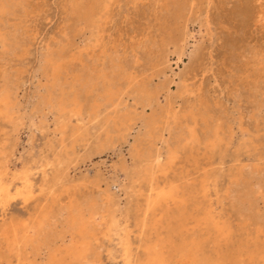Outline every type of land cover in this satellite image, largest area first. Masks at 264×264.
<instances>
[{"label": "rangeland", "instance_id": "1", "mask_svg": "<svg viewBox=\"0 0 264 264\" xmlns=\"http://www.w3.org/2000/svg\"><path fill=\"white\" fill-rule=\"evenodd\" d=\"M22 1L0 6V264H264V0H111L101 32L75 0ZM100 72L113 104L82 87Z\"/></svg>", "mask_w": 264, "mask_h": 264}, {"label": "bare ground", "instance_id": "2", "mask_svg": "<svg viewBox=\"0 0 264 264\" xmlns=\"http://www.w3.org/2000/svg\"><path fill=\"white\" fill-rule=\"evenodd\" d=\"M8 1H11V2H13L14 0H1V4H0V6H6L5 5V3L6 2H8ZM25 0H23L22 2H24ZM111 0H75V2H74V9L75 10H84L85 11V13H84V17H85V20L87 21V22H89L90 23V25H91V27H93L94 29H97V31H99L98 29H100V27H103V26H101V18H102V16L104 15V13H106V11H108V10H106L107 8H108V4H109V2H110ZM178 1V0H177ZM263 1V0H262ZM210 2V1H209ZM156 3L157 4H159L160 2H157L156 1ZM157 4H154L155 6L157 5ZM264 6V5H263ZM24 8V7H23ZM156 8H157V6H156ZM174 9H176V8H174ZM190 9V8H189ZM192 9V8H191ZM165 10V9H164ZM246 10H250L248 7H246ZM155 11H156V9H155ZM209 11V10H208ZM81 12V11H80ZM190 13V12H189ZM177 15H179V14H177ZM80 16V15H79ZM106 16V15H105ZM107 17V16H106ZM177 17V16H176ZM180 17V16H179ZM109 18V17H108ZM178 18V17H177ZM260 18V17H259ZM103 19V18H102ZM200 19V18H199ZM210 19V18H209ZM106 20H107V18H106ZM166 20V19H165ZM204 20V19H203ZM261 20V19H260ZM103 21V20H102ZM208 21H211V20H208ZM262 21V20H261ZM108 22V21H107ZM177 22V21H176ZM264 22V21H263ZM199 23V22H198ZM197 23V24H198ZM205 24H207V23H205ZM256 24V23H255ZM11 25V24H10ZM170 25V24H169ZM105 26V25H104ZM189 27V26H188ZM209 27V26H208ZM18 29V28H17ZM90 29V28H89ZM183 29V28H182ZM91 30V29H90ZM209 29H207V31H208ZM97 31H96V33H97ZM105 31V30H104ZM168 31V30H167ZM186 31V30H185ZM202 31V30H201ZM67 32H68V30H67ZM87 32V31H86ZM99 32H101V31H99ZM98 32V33H99ZM63 33H64V31H63ZM182 33V32H181ZM186 33V32H185ZM92 34V33H91ZM100 34V33H99ZM170 34V33H169ZM187 34V33H186ZM191 34H192V32H191ZM65 35H67L66 33H64V36ZM102 35H104V34H102ZM101 35V36H102ZM193 35V34H192ZM207 35H209V34H207ZM92 36V35H91ZM101 36H100V38H101ZM183 36V35H182ZM67 37V36H66ZM97 37H98V35H97ZM103 37V36H102ZM185 37V36H184ZM59 38V37H58ZM90 38V37H89ZM92 38H94V37H92ZM189 37H187V39H188ZM60 39V38H59ZM179 39V38H178ZM102 40V39H101ZM54 41H56V40H54ZM60 41V40H59ZM96 41V40H95ZM94 41V42H95ZM56 42H58V41H56ZM81 42V41H80ZM83 42V41H82ZM81 42V43H82ZM97 42V41H96ZM144 42V41H143ZM147 42H149V41H147ZM151 42V41H150ZM90 43H91V41H90ZM186 43V42H185ZM54 44H56V43H54ZM58 44V43H57ZM56 44V45H57ZM92 44V43H91ZM91 44H90V47L89 48H91ZM144 44H145V42H144ZM151 44V43H150ZM42 45V44H41ZM46 44H44L43 45V47L45 46ZM47 46V45H46ZM88 46V45H87ZM93 46H94V44H93ZM92 46V47H93ZM142 46V45H141ZM200 47V46H199ZM202 47V46H201ZM200 47V49L202 50V48ZM88 48V47H87ZM154 48V46H152V48L151 49H153ZM188 48V47H187ZM39 49V48H38ZM45 49H47V48H45ZM148 49V48H147ZM117 50V49H116ZM116 50H114V52H111V53H119V51L117 52ZM175 50V49H174ZM39 51V50H38ZM43 51H44V49H43ZM49 51V50H48ZM197 51V50H196ZM45 52V51H44ZM110 52V51H109ZM143 52H144V50H143ZM258 52V51H257ZM262 52V51H261ZM260 52V53H261ZM37 53H39V52H37ZM42 53V52H41ZM47 53V52H46ZM141 53V52H140ZM38 55V54H37ZM45 55H47V54H44V56ZM79 55V54H78ZM113 55V54H112ZM116 55V54H115ZM63 56H64V52L63 51H60L58 54H57V56L54 54V53H51V56H50V58H45V60H44V65H45V67L46 68H50V69H52L53 70V77H54V83H56V84H54L55 85V87H56V85L59 83V81L62 79L61 77H62V73H61V71H60V69H61V67H62V64L60 63V60L63 58ZM117 56V55H116ZM136 56V55H135ZM135 56H133V57H135ZM252 56V55H251ZM117 57H119V56H117ZM137 57V56H136ZM135 57V58H136ZM138 58V57H137ZM36 59V58H35ZM97 59V58H96ZM105 59V58H104ZM119 59V58H118ZM143 59V58H142ZM260 59H261V57H260ZM41 60V59H40ZM39 60V61H40ZM94 60V59H93ZM113 60V59H112ZM181 60V59H180ZM262 60L264 61V59L262 58ZM135 61H137V60H135ZM139 61V60H138ZM137 61V62H138ZM261 61V60H260ZM262 61V62H263ZM43 62V61H42ZM42 62H40L41 64H42ZM107 62V61H106ZM35 63H36V61H35ZM93 63H95V61L93 62ZM39 64V63H38ZM85 64V63H84ZM139 64V63H138ZM261 64V63H260ZM69 65V64H68ZM95 65H96V63H95ZM256 65V64H255ZM42 66V65H41ZM134 66V65H133ZM69 67V66H68ZM71 67V66H70ZM187 67V66H186ZM256 67V66H255ZM90 69V68H89ZM94 70V69H93ZM33 71V70H32ZM121 71V70H120ZM124 71V70H123ZM69 72H70V70H69ZM95 72V71H94ZM10 73V72H9ZM21 73H23V72H21ZM125 73V72H124ZM172 73H173V71H172ZM11 74H13V73H11ZM38 74V73H37ZM126 74V73H125ZM131 74V73H130ZM174 74V73H173ZM176 75V74H175ZM173 76V75H172ZM38 77V76H37ZM161 77V76H160ZM168 77V76H167ZM15 78H17V77H15ZM175 78H176V76H175ZM111 79V78H110ZM184 79H186V78H184ZM177 80V79H176ZM259 80V79H258ZM262 80V79H261ZM264 80V79H263ZM136 81V80H135ZM254 81H256V80H254ZM101 82H102V85H101ZM114 82V81H113ZM175 82V81H174ZM180 82V81H179ZM76 84H77V82H75V83H73L72 85H73V92H74V97L72 98V99H66L67 97H66V90H65V88H62V91H61V97L58 99V102H57V105L59 106V108L60 109H62L63 111L64 110H66L67 109V107H68V105L69 104H74V105H77V103L79 102V97L81 96H79V94H78V92H77V89L75 88L76 87ZM135 84V83H134ZM173 84V83H172ZM177 84V83H176ZM256 84V83H255ZM257 84H259L258 82H257ZM62 85H64V86H67L68 85V87H69V85H71L67 80L62 84ZM182 85V84H181ZM259 85H261V84H259ZM7 86V85H6ZM13 86V85H12ZM59 86V85H58ZM137 86V85H136ZM179 86V85H178ZM8 87V86H7ZM15 87V86H14ZM14 87H11V89L13 88V90H14ZM82 87H88V91H94L95 89H100V91L102 92L101 94H99L98 95V99H101V98H108V102L107 103H114V98H113V86H112V84L107 80V77H106V75L104 74V73H102V72H100L99 74H96V75H93L92 73H89L88 74V76H87V78H86V81L84 82V83H82ZM116 87V86H115ZM139 87V86H138ZM170 87V86H169ZM172 87V86H171ZM177 87V86H176ZM181 87V86H180ZM182 87H184V86H182ZM186 87H188V86H186ZM241 87V86H240ZM251 87V86H250ZM10 88V87H9ZM54 88V87H53ZM130 88V87H129ZM189 88V87H188ZM244 88V87H243ZM249 88V87H248ZM42 89V88H41ZM50 90H51V88H49ZM168 89V88H167ZM251 89V88H250ZM254 89V88H253ZM259 89V88H258ZM261 89V88H260ZM16 90V89H15ZM45 90V89H44ZM170 90V89H169ZM255 90H257V89H255ZM262 90V89H261ZM42 91V90H41ZM130 91V90H129ZM56 92V91H55ZM83 92V91H82ZM131 92V91H130ZM134 92V91H133ZM186 92V91H185ZM199 92V91H198ZM264 92V91H263ZM15 93H16V91H15ZM14 93V94H15ZM37 93V92H36ZM52 93V92H51ZM93 93V92H92ZM148 94H147V97L145 98L147 101H148V106H151L152 105V102H153V99H155L156 98V95L155 96H153L151 93H149V91L147 92ZM188 93V92H187ZM70 94V93H69ZM173 94H175V93H173ZM132 95V94H131ZM189 95V94H188ZM14 96V95H13ZM36 96V95H35ZM90 96V95H89ZM92 96H94V95H92ZM177 96V95H176ZM190 96V95H189ZM249 96V95H248ZM44 97V96H43ZM82 97H83V95H82ZM82 97H80V98H82ZM196 97H197V95H196ZM4 98H6V108H7V110H9V109H11L12 108V106L13 105H11L12 103H11V101H10V99H11V95H10V93H9V91H6L5 92V94H4ZM56 98V97H55ZM176 98V97H175ZM261 98H262V96H261ZM40 99V98H39ZM90 99V98H89ZM161 99V98H160ZM53 100H54V97H53V94H51V95H49V96H47V102L48 103H50V104H54L53 103ZM83 100V99H82ZM190 100V99H189ZM176 101V100H175ZM127 102V101H126ZM85 103H87V102H85ZM89 103H91V102H89ZM38 104H40V103H38ZM109 105V104H108ZM187 105H188V103H187ZM191 105V104H190ZM46 106V105H45ZM48 106V105H47ZM56 106V105H55ZM83 106V105H82ZM106 106V105H105ZM124 107V106H123ZM157 107V106H156ZM44 108V107H43ZM108 108H109V106H108ZM208 108V107H207ZM168 109V108H167ZM257 109H258V107H257ZM132 110V109H131ZM140 110V109H139ZM260 110V109H259ZM83 111V110H82ZM133 111V110H132ZM261 111V110H260ZM37 112H39V111H37ZM170 113L171 114V111L169 110V111H167V113ZM175 112V111H174ZM198 112V111H197ZM214 112V111H213ZM240 112V111H239ZM253 112V111H252ZM125 113V112H124ZM168 113V114H169ZM169 114V115H170ZM177 116H178V114L177 113H173L172 115H170L169 117L171 118V117H173L172 119H174V120H177L176 118H177ZM239 116H241V114H239ZM238 116V117H239ZM137 118V117H136ZM182 118V117H181ZM71 119V118H70ZM86 119V118H85ZM191 119V118H190ZM244 119V118H243ZM157 120H158V118L156 117L155 119L154 118H148L146 121H145V125L147 126V129L149 130L148 132H152L151 130L153 129V127L154 126H156L157 125ZM213 120V119H212ZM215 120V119H214ZM242 120V119H241ZM264 120V119H263ZM182 121V120H181ZM202 121V120H201ZM226 121V120H225ZM166 122H168V121H166ZM259 122H262V121H259ZM192 123V122H191ZM263 123V122H262ZM212 124V123H211ZM214 124V123H213ZM212 124V125H213ZM174 125V124H173ZM182 125H183V123H182ZM209 125H210V122H209ZM136 126V125H135ZM184 126V125H183ZM188 126V128H190V126L189 125H187ZM229 126V125H228ZM240 126V125H239ZM185 127V126H184ZM225 127V126H224ZM242 127H244V126H242ZM135 128V127H134ZM161 128V127H160ZM228 128V127H227ZM233 128V127H232ZM137 128H135V130H136ZM172 129H173V126H171V131H172ZM223 130V129H222ZM115 131V130H114ZM144 131V130H143ZM160 131V130H159ZM205 131V130H204ZM221 131V130H220ZM125 132V131H124ZM177 133H178V131H177ZM200 133V132H199ZM228 133V132H227ZM69 134V133H68ZM212 134V133H211ZM210 134V135H211ZM167 135V134H166ZM165 135V136H166ZM194 135H195V130L193 129H189V130H184L183 132H182V134L180 135V137H179V139L181 140H183V139H191V138H193L194 137ZM168 136V135H167ZM221 136H223V135H221ZM116 137V136H115ZM213 137V136H212ZM262 137V136H261ZM122 138V137H121ZM132 138V137H131ZM116 140V139H115ZM132 140V139H131ZM145 140V139H144ZM120 141V140H119ZM130 142V141H129ZM174 142H176V141H174ZM206 142V141H205ZM227 142H229V141H227ZM120 143V142H119ZM131 143V142H130ZM201 144V143H200ZM205 144V143H204ZM212 144V143H211ZM222 144V143H221ZM220 144V145H221ZM65 145V144H64ZM223 146H225V145H223ZM222 146V147H223ZM148 147V146H147ZM231 147V146H230ZM143 150V149H142ZM155 150H157V149H155ZM145 152V151H144ZM155 153V152H154ZM263 156V155H262ZM150 157H152V156H150ZM154 161L156 162V166H158L159 168L162 166V162H161V156H160V154H156V157L154 158ZM172 162V161H171ZM248 166H249V164H248ZM253 166V165H252ZM251 166V167H252ZM250 167V166H249ZM257 167V166H256ZM151 168V170H154V168H155V166H151L150 167ZM260 168H261V166H260ZM245 169V168H244ZM250 169V168H249ZM263 169V168H262ZM252 171V170H251ZM255 171V170H254ZM256 172H258V171H256ZM251 173V172H250ZM242 174H244V172L242 173ZM259 174V173H258ZM260 174H262L261 172H260ZM264 174V173H263ZM244 176V175H243ZM262 176H264V175H262ZM247 177H248V175H247ZM254 177V176H253ZM253 177H251V178H253ZM257 177V176H256ZM261 177V176H260ZM249 178V177H248ZM258 178H259V176H258ZM264 178V177H263ZM234 179V178H233ZM137 180V179H136ZM235 180V179H234ZM241 180V179H240ZM257 180V179H256ZM262 180V179H261ZM255 181V180H254ZM258 181V180H257ZM246 182H248V181H246ZM156 183V182H155ZM261 183V182H260ZM263 183V182H262ZM248 184H249V182H248ZM239 185H243V184H239ZM253 186V185H252ZM164 187V186H163ZM259 187V186H258ZM246 190V189H245ZM249 190V189H248ZM252 193V192H251ZM16 195H22L23 196V198L24 199H28V198H30L31 196H32V194H33V186H32V184H31V181H30V179L27 177V176H25L24 178H21V182H20V185L16 188V193H15ZM254 194V193H253ZM253 194H251L252 196H253ZM173 196V191H165V190H161V192H159V193H157V199L156 200H158V199H160V198H165V199H167V198H169V197H172ZM249 197V196H248ZM11 198H13V194L11 193V190H10V188L8 187V186H4L3 185V183L2 182H0V204L1 205H5L6 204V202L7 201H9ZM101 200V199H100ZM243 203V202H242ZM248 203V202H247ZM244 204V203H243ZM253 204V203H252ZM94 205V204H93ZM104 205V204H103ZM250 206H252V205H250ZM100 207V206H99ZM253 207V206H252ZM101 208V207H100ZM254 208V207H253ZM253 208H251L250 207V209H252L253 210ZM101 210H102V208H101ZM251 210V211H252ZM88 211H89V209H88ZM93 211V210H92ZM91 214H94L93 212H91ZM101 215V214H100ZM99 216V215H98ZM73 219V218H72ZM46 220V219H45ZM91 220V219H90ZM73 225L76 227V228H78L80 231H82V235H83V237L84 236H86V234H89V228H88V225H87V223H86V221H85V217L83 216V215H81L79 218H75V219H73ZM45 225H48V224H45ZM72 225V224H71ZM47 227V226H46ZM75 228V229H76ZM89 229V230H88ZM23 230V229H22ZM88 230V231H87ZM34 235V234H33ZM41 235H42V231H41ZM40 235V236H41ZM48 238H50V236L48 235L47 236ZM90 249V248H89ZM91 252V251H90ZM92 252H94V251H92ZM91 252V253H92ZM94 254V253H93ZM91 256V255H90ZM87 257V256H86ZM153 257V260H154V262L156 263V264H166L165 263V261L161 258V257H159L157 254H155V255H153L152 256ZM92 259V258H91ZM90 259V260H91ZM88 260H86L85 262H84V264L87 262ZM129 262V261H128ZM206 262V264H208V261H205ZM83 263V262H82ZM87 264V263H86Z\"/></svg>", "mask_w": 264, "mask_h": 264}]
</instances>
